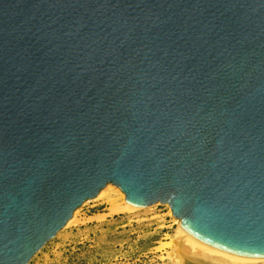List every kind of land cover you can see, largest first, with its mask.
Wrapping results in <instances>:
<instances>
[{
	"label": "water",
	"instance_id": "obj_1",
	"mask_svg": "<svg viewBox=\"0 0 264 264\" xmlns=\"http://www.w3.org/2000/svg\"><path fill=\"white\" fill-rule=\"evenodd\" d=\"M108 184L264 258V0H0V264Z\"/></svg>",
	"mask_w": 264,
	"mask_h": 264
},
{
	"label": "rangeland",
	"instance_id": "obj_2",
	"mask_svg": "<svg viewBox=\"0 0 264 264\" xmlns=\"http://www.w3.org/2000/svg\"><path fill=\"white\" fill-rule=\"evenodd\" d=\"M113 199L82 204L76 210L77 222L65 226L28 264H174L166 254L169 250L162 247L178 230L179 220L172 217L169 206L157 203L112 213L111 206L122 203Z\"/></svg>",
	"mask_w": 264,
	"mask_h": 264
},
{
	"label": "bare ground",
	"instance_id": "obj_3",
	"mask_svg": "<svg viewBox=\"0 0 264 264\" xmlns=\"http://www.w3.org/2000/svg\"><path fill=\"white\" fill-rule=\"evenodd\" d=\"M117 197L122 203L118 206H111L109 209L112 213L133 212L140 208L132 207L125 202V195L123 192L113 184H108L103 188L100 193L94 198L95 200L108 198L109 202H112L113 198ZM152 208V207H151ZM170 209V208H169ZM172 215V212L170 210ZM79 211H75L71 220L67 223L66 227H70L77 222ZM173 218H175L172 215ZM175 220H178L175 218ZM174 220V221H175ZM177 222V221H176ZM181 222H178V230L175 231V238L170 242L162 244V247L169 252L166 253L174 264H209V261H214V264H264V258H236L215 250H212L206 246H203L185 236L180 230ZM167 257V258H168ZM212 263V262H211Z\"/></svg>",
	"mask_w": 264,
	"mask_h": 264
}]
</instances>
